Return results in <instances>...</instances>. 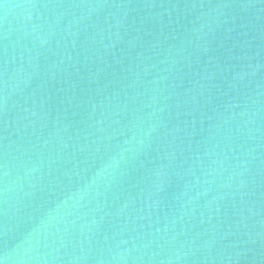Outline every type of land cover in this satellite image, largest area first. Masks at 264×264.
I'll use <instances>...</instances> for the list:
<instances>
[{
  "label": "water",
  "instance_id": "obj_1",
  "mask_svg": "<svg viewBox=\"0 0 264 264\" xmlns=\"http://www.w3.org/2000/svg\"><path fill=\"white\" fill-rule=\"evenodd\" d=\"M0 264H264V0H0Z\"/></svg>",
  "mask_w": 264,
  "mask_h": 264
}]
</instances>
